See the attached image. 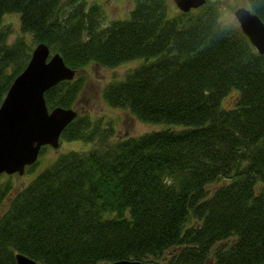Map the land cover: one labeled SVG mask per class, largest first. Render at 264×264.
Instances as JSON below:
<instances>
[{"label":"trees","instance_id":"16d2710c","mask_svg":"<svg viewBox=\"0 0 264 264\" xmlns=\"http://www.w3.org/2000/svg\"><path fill=\"white\" fill-rule=\"evenodd\" d=\"M246 5L264 21V0ZM171 8L134 0L127 17L105 21L98 0H0V103L44 42L77 71L140 58L101 97L163 123L112 140L110 125L77 113L60 139L94 145L60 152L18 187L1 173L0 264H17V252L41 264L264 260V54L221 21L216 0ZM5 13L19 17L11 41ZM84 84L81 71L57 82L44 92L47 106H73ZM231 90L236 100L222 106Z\"/></svg>","mask_w":264,"mask_h":264},{"label":"water","instance_id":"95a60500","mask_svg":"<svg viewBox=\"0 0 264 264\" xmlns=\"http://www.w3.org/2000/svg\"><path fill=\"white\" fill-rule=\"evenodd\" d=\"M182 11L198 7L206 0H173ZM237 24L258 52L264 54V21L249 7L233 10ZM76 70L44 42L34 45L24 68L14 77L0 103V173L22 174L37 160L43 145L57 147L64 127L76 116L73 107L49 108L44 92ZM17 264H41L17 252ZM109 264H155L151 260L118 259ZM255 264H264V260Z\"/></svg>","mask_w":264,"mask_h":264},{"label":"rangeland","instance_id":"374dc122","mask_svg":"<svg viewBox=\"0 0 264 264\" xmlns=\"http://www.w3.org/2000/svg\"><path fill=\"white\" fill-rule=\"evenodd\" d=\"M173 8L171 10L179 9L173 0H170ZM219 3L220 19L224 23L237 24V20L233 14V10L241 5H246L247 0H216ZM103 8L105 14V21L114 18H125L128 16L129 10L134 5V0H98ZM3 24L10 28L8 40H13L18 35L19 29V17L16 13H5L3 15ZM140 58H135L123 63H120L114 67H103L94 63L87 64L83 69L78 72L85 73V84L81 89L77 102L72 106L77 110L78 113H89L94 119H101L104 124L110 125L113 128V132L109 139L114 140L115 138L124 136L126 134H139L146 131L159 129L163 126V123L156 122H144L136 118L130 112L112 108L108 106L101 97L102 86L114 76L123 75L128 69L134 67ZM237 98V91L231 90L222 99V106H231ZM97 142V140H96ZM95 142V143H96ZM95 143L92 141H85L81 139L64 140L60 139L57 147L50 145L46 146V150L43 153L38 154L37 165L35 170L25 171L22 174L12 173L9 176L12 179L13 186L18 187L24 185L30 180L39 170L47 166L53 159L54 156L62 151L67 150H86ZM5 172H3L4 174ZM1 174V173H0ZM8 174V173H5ZM6 179L7 176H2ZM218 185V183H212L208 187L212 189ZM6 205H0L1 208Z\"/></svg>","mask_w":264,"mask_h":264}]
</instances>
